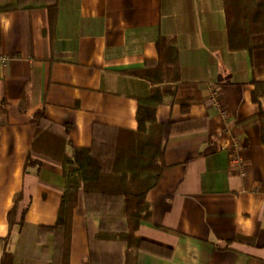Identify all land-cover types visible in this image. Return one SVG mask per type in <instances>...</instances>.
Segmentation results:
<instances>
[{"label": "crops", "instance_id": "obj_1", "mask_svg": "<svg viewBox=\"0 0 264 264\" xmlns=\"http://www.w3.org/2000/svg\"><path fill=\"white\" fill-rule=\"evenodd\" d=\"M247 34L234 33L227 0H0V53L11 56L0 70V264H51L57 250L42 226L57 221L65 178L41 148L28 161L37 112L70 126L71 152L95 132L135 131L139 98L168 85L156 108L164 167L135 233L158 247L134 264H264V34ZM156 67L163 81L144 76ZM98 230L80 196L68 264H126L128 246L93 243Z\"/></svg>", "mask_w": 264, "mask_h": 264}, {"label": "trees", "instance_id": "obj_2", "mask_svg": "<svg viewBox=\"0 0 264 264\" xmlns=\"http://www.w3.org/2000/svg\"><path fill=\"white\" fill-rule=\"evenodd\" d=\"M247 35L248 39H251L250 35ZM170 43L172 44L171 46ZM159 46L160 48L168 47L170 61L177 63V55L175 53L177 49L173 41H168L167 38L162 37L159 40ZM175 69L170 65L168 71L173 70L174 72ZM143 74L153 81H156V79L163 81V76L166 73L163 74V70L156 67L145 70ZM168 92H171V88L168 86L164 89L155 87L148 97L139 98L138 128L135 131L110 128L103 133L97 134L95 132L92 145L86 147L72 146L71 152L66 149L70 141V126H66L61 131L45 117L43 110L37 112V139L33 150L29 153L28 161L29 163H36L37 160L32 157V152H38L41 148L43 153L61 162L65 178V192L62 197L57 221L53 225L42 226L43 230L53 234L55 245H57V250L52 254L51 264H68L69 262L73 215L80 196L83 198L85 213L99 217V230L97 233H92L90 237L93 243L111 240L126 244L129 248L126 250V264H134V254L138 249L158 247L149 241L137 237L135 233L141 222L147 220L150 216V206L146 201V194L151 188L156 186L164 167L163 124L157 122L156 108L162 103L164 93ZM259 117L262 123L264 141L263 110L259 112ZM126 135H131L135 138L145 137V141H138L137 144L141 143L144 147H149L148 154L145 155L140 152L136 143L132 144L133 147L136 144V149L122 148L123 145L120 144V140L122 137H127ZM40 139H50L49 145H46L45 148L42 147L39 143ZM116 175L123 177V179L125 178L124 180L128 179L127 181L129 182L144 177L142 179L144 182L142 185L144 186L140 191L130 190L127 187L129 186L127 181H123V184L117 185L115 189L103 186L107 177ZM132 196L138 197L135 205L130 204V197ZM118 213H126L129 216V222L135 221L137 224L131 234L127 233L125 222H120V229L117 232L115 230L112 231L110 228L107 217Z\"/></svg>", "mask_w": 264, "mask_h": 264}, {"label": "rangeland", "instance_id": "obj_3", "mask_svg": "<svg viewBox=\"0 0 264 264\" xmlns=\"http://www.w3.org/2000/svg\"><path fill=\"white\" fill-rule=\"evenodd\" d=\"M227 6L229 10V19L231 27L233 28L234 33L243 35L244 33L253 34H264V0H227ZM249 19L252 20V25H250ZM166 75V74H165ZM167 76V75H166ZM171 78L173 77V70H171L168 74ZM171 86V85H168ZM127 136V135H126ZM138 139V140H136ZM122 140V142H121ZM120 140V144L123 145L122 148H131L136 149V144L138 141H145V137L135 138L134 136H127L122 137ZM136 143L133 147L132 144ZM140 152L143 154H148L149 147H144L143 144H137ZM125 179V178H124ZM123 177H119L118 175L107 177L104 180L103 186L109 189H115L117 185H122L123 181H127L128 179L124 180ZM143 178H139L136 181H127L129 186H127L130 190H137L140 191L144 185ZM108 182V183H106ZM112 182V183H110ZM107 185V186H106ZM109 186V187H108ZM130 204L135 205L137 204L138 197H130ZM129 216L126 213H118L117 215H111L107 217L108 223L110 224V228L112 231H116L120 229V222H125L126 231L127 233L131 234L134 227L137 226L135 221L129 222ZM19 245L26 246V242L23 238H20ZM14 250H16L14 248ZM52 259V255L46 257L47 259Z\"/></svg>", "mask_w": 264, "mask_h": 264}, {"label": "built area", "instance_id": "obj_4", "mask_svg": "<svg viewBox=\"0 0 264 264\" xmlns=\"http://www.w3.org/2000/svg\"><path fill=\"white\" fill-rule=\"evenodd\" d=\"M10 59H11L10 55L0 53V70ZM234 162L240 164L241 160L239 158H235Z\"/></svg>", "mask_w": 264, "mask_h": 264}]
</instances>
